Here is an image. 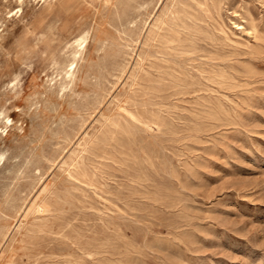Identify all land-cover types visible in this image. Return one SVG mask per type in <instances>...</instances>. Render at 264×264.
Masks as SVG:
<instances>
[{"label": "rangeland", "instance_id": "374dc122", "mask_svg": "<svg viewBox=\"0 0 264 264\" xmlns=\"http://www.w3.org/2000/svg\"><path fill=\"white\" fill-rule=\"evenodd\" d=\"M16 1L0 0V264H35L26 256L28 236L42 217L31 206L69 185L75 152L130 95L152 50L150 32L173 0H25L23 6ZM215 5L214 33L218 23L242 40V46H221L220 40L217 45L240 69L234 86H202L167 102L191 110L195 96L212 95L226 106L229 119L169 142L167 154L183 188L162 172L151 173L158 189L172 191L174 200L145 202L144 210L129 217L135 264H264V0ZM84 33L73 90L60 91L49 67Z\"/></svg>", "mask_w": 264, "mask_h": 264}, {"label": "bare ground", "instance_id": "6f19581e", "mask_svg": "<svg viewBox=\"0 0 264 264\" xmlns=\"http://www.w3.org/2000/svg\"><path fill=\"white\" fill-rule=\"evenodd\" d=\"M24 1L16 2L20 6ZM171 3L165 17L150 32L148 41L152 50L147 62L135 76L130 95L124 103L120 102L121 106L115 115L104 119L98 134L75 152L68 165L69 185L61 187L55 194L51 193L54 195L53 199L34 202L31 206L32 213L39 214L42 218L37 220L40 222L34 228L31 227L28 236L29 253L26 256L29 262L135 264L133 244L127 234L129 225L126 222L129 223V217L144 210L142 204L145 202L157 204L160 201L174 200L172 191L158 189L151 173L162 172L183 188L179 170L167 154L169 142L175 144L186 138L190 139L211 126L215 120L228 118L226 106L222 102L216 104L212 95L195 96L198 101L191 110L181 109L176 103L167 102L170 97L196 93L202 86L210 89L209 86L215 85L234 86L235 74L240 69L235 67L236 60L234 65L230 55L221 53L223 51L218 49V40L221 41V46H242V40H237L236 34L228 31L224 25L217 23V31L214 33L212 24L216 22L217 13L215 0H173ZM236 25L241 26L239 23ZM255 32L254 34L257 33ZM85 33L73 38L69 48L67 47L68 53L53 59L52 66L50 65L52 68L49 67L52 70V80H60V91L65 87L71 88L75 63L80 59L78 56L82 53L87 38ZM202 42L206 46L210 45L211 49L208 50ZM243 46L249 49L253 45ZM224 98L227 102L228 98ZM186 111L187 114H184ZM179 163L180 166L187 167V163L180 160ZM116 172L121 174L120 179ZM111 180L114 184L109 182ZM27 214L29 211L24 217ZM1 233L3 237V232Z\"/></svg>", "mask_w": 264, "mask_h": 264}]
</instances>
